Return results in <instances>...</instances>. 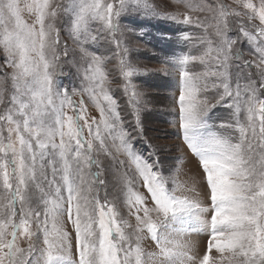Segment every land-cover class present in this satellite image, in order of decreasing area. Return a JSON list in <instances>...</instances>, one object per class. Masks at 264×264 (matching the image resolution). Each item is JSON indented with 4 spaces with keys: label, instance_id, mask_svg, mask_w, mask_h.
<instances>
[{
    "label": "snow or ice",
    "instance_id": "1",
    "mask_svg": "<svg viewBox=\"0 0 264 264\" xmlns=\"http://www.w3.org/2000/svg\"><path fill=\"white\" fill-rule=\"evenodd\" d=\"M175 7L158 10L151 0H0V264H264V0H234L231 8L224 0H175ZM205 11L215 24L201 19ZM126 14L143 15L141 23L159 18L215 30V43L197 42L203 48L198 54L193 44V51L164 59L159 70L178 69L173 123L196 160L199 180L180 182L171 167L153 159L155 153L136 150L127 131L132 125L124 124L106 88L102 58L88 51L89 41L101 37L117 48L138 127L140 94L131 85L137 69L121 51L129 29L119 20ZM96 22L100 28L93 35ZM233 22H239L236 39ZM65 25L87 65L82 81L88 87L81 93L99 118L89 116L83 95L77 104L75 89L61 90L56 82L61 59L72 51L65 43L63 56L58 52ZM176 32L179 44L193 42L190 32ZM241 38L253 43L252 58L237 50ZM159 39L172 38L161 33ZM198 65L205 70L193 71ZM219 106L235 118L210 124ZM200 186L209 208L196 198ZM190 232L208 235L201 256L189 255L181 243ZM146 238L156 251L141 246ZM213 249L218 258L210 255Z\"/></svg>",
    "mask_w": 264,
    "mask_h": 264
},
{
    "label": "rangeland",
    "instance_id": "2",
    "mask_svg": "<svg viewBox=\"0 0 264 264\" xmlns=\"http://www.w3.org/2000/svg\"><path fill=\"white\" fill-rule=\"evenodd\" d=\"M206 3L209 0H205ZM226 4L231 6L234 0H224ZM257 5L259 0H253ZM151 3L162 11H176L175 0H151ZM165 3L169 5L165 7ZM183 10L182 8L180 9ZM239 10V9H237ZM201 19L207 18V23L213 25L216 21L212 18V14L205 11L199 14ZM23 18L26 22L32 23L34 17L30 16L27 12L23 14ZM150 22L141 23L145 20L143 15L126 14L119 20L122 27H126L129 31H126L121 37V51L123 52V59L129 62L133 67L137 69V72L131 78V85L135 91L140 94L139 96V126H135V118L131 115L132 105L129 102V96L125 94L123 90L124 81L121 77L119 63L121 55L118 53L114 44L107 42L104 37L92 42L89 41L88 51L99 55L102 58V70L107 75L106 88L109 90V94L117 101V110L120 117L123 119L125 125H132L127 128V131L133 134L135 140V148L138 152H142L145 156L150 153H155L153 159L160 158L161 164L165 168L171 167L176 174L177 179L180 182L189 181L190 178L196 177L199 180L198 168L195 158H189L190 153L183 143L179 130L173 121L177 120L178 112V96H179V74L178 69L169 67L168 73H161L159 70L165 67L163 64L164 59H174L176 56L193 51V44H196L193 54H198L203 50L197 42H205L211 40L216 42L215 30L209 28L207 32L203 29L185 26L175 25L171 22L164 21L162 19L148 18ZM244 21L246 17H242ZM258 24L259 21L257 20ZM239 22H233L231 24L232 32L231 38L236 39L238 34ZM100 25L98 22L91 25V33L93 35L99 30ZM179 28L190 32L193 36V42L191 44L181 45L176 40L179 34ZM163 33L166 36H170L172 39L168 42H164L159 39V35ZM119 35V34H118ZM67 43L68 48L72 51L69 52L67 60L61 59V66L56 71V82L60 89L68 88L71 93L75 89L76 94L72 96V99L79 103L81 95H83L85 104L88 108L89 116H95L99 118V113L95 107V104L89 99L87 93H81V89L88 87L86 82L82 81L83 69L85 65L79 53V45L73 42L72 37L69 35L67 26L61 28L60 45L58 52L63 56L64 45ZM237 50L243 53L244 58H252L254 45L251 41L241 38V41L236 45ZM5 60L3 58V52L0 51V65H4ZM195 72L204 71L202 66H196L192 69ZM211 70V69H209ZM11 71V69H8ZM244 83V81H241ZM211 85V82H209ZM99 94V93H98ZM217 98V94L214 90L210 91L209 99L214 102ZM210 124L219 125L222 121H229L234 119L233 113L226 109L225 106H219L211 113ZM241 120L244 116L239 117ZM179 158V159H172ZM178 169V172L176 171ZM168 173H166L167 175ZM111 180V177H109ZM173 185L169 184V188ZM109 199H112L115 195L114 188L109 185L108 188ZM198 195L196 198L201 202V206L209 208L210 204L207 201L206 190L203 186L197 188ZM181 194V193H177ZM101 196H103V190H101ZM122 215L124 219H129L127 215V209H122ZM202 218H210V213L202 214ZM131 223H135L134 219ZM43 239L42 235L40 237ZM208 235L205 232H190L180 238L188 251L189 255L201 256L206 249ZM39 243V242H37ZM72 256L75 258V240L74 234L72 238ZM22 247H27V241L21 244ZM141 246L147 252L156 251V246L150 238H146L141 242ZM214 258L219 257V253L215 249L210 253ZM149 264H154V261H150Z\"/></svg>",
    "mask_w": 264,
    "mask_h": 264
}]
</instances>
